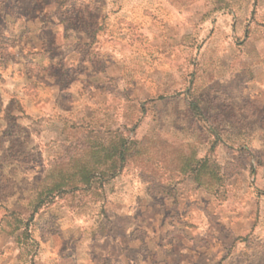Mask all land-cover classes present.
Segmentation results:
<instances>
[{
  "label": "rangeland",
  "instance_id": "374dc122",
  "mask_svg": "<svg viewBox=\"0 0 264 264\" xmlns=\"http://www.w3.org/2000/svg\"><path fill=\"white\" fill-rule=\"evenodd\" d=\"M110 128L145 152L33 213ZM0 264H264V0H0Z\"/></svg>",
  "mask_w": 264,
  "mask_h": 264
},
{
  "label": "trees",
  "instance_id": "16d2710c",
  "mask_svg": "<svg viewBox=\"0 0 264 264\" xmlns=\"http://www.w3.org/2000/svg\"><path fill=\"white\" fill-rule=\"evenodd\" d=\"M192 110H197V104L192 103ZM89 144L81 147L80 154L64 161L63 168L52 166L40 180L35 189L33 213H36L45 203L65 192L75 191L81 185L91 186L94 182L103 183L114 177L118 168L129 159L140 155L146 148L143 141L131 139L120 129H98ZM205 160H197L194 168L196 178L201 180L209 168ZM192 161L186 162L190 168ZM216 173L209 175L213 178Z\"/></svg>",
  "mask_w": 264,
  "mask_h": 264
}]
</instances>
